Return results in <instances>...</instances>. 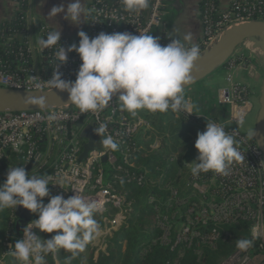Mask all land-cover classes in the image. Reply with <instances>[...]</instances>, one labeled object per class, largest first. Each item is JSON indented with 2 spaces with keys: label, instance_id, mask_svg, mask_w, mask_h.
I'll return each instance as SVG.
<instances>
[{
  "label": "built area",
  "instance_id": "built-area-1",
  "mask_svg": "<svg viewBox=\"0 0 264 264\" xmlns=\"http://www.w3.org/2000/svg\"><path fill=\"white\" fill-rule=\"evenodd\" d=\"M203 1L204 7L198 14L203 28L202 39L197 43L201 52L220 32L234 23L264 21V0H234L224 11L219 9L218 0ZM170 11L171 0H150L149 7L140 13L126 11L122 0H90L84 32L90 38L101 32H128L133 35L148 33L159 37L161 45H167L173 38L167 36L163 28ZM26 23L27 30L19 38L21 49L16 58L18 65L12 71L0 63V88L18 91L51 89L47 81L55 69L53 50L41 53L38 47V41L48 30L42 23L31 18L30 9L26 12ZM58 43L67 49L73 44L78 45V36L74 40H59ZM80 63L75 52L69 53L67 62L58 69L62 79L74 81ZM237 63L245 67V59L235 53L226 63L228 72L224 78L225 85L218 91L217 104L228 107V119L222 125L226 131H235L233 135L239 141L238 147L244 153L245 160L232 163L226 176L210 172L205 178H194L191 175V163L195 160L187 161L184 155L179 160L177 152L169 156L167 160L170 163H179L185 169L187 180L184 191L170 186L166 189L169 195L166 206L173 208L170 218L174 222L170 224L166 222L168 217L162 216L163 221L158 224L165 242L169 241L167 237L171 233L174 234L171 244V249H174L179 246L189 248L193 240L199 237H203V241L213 247L220 237L229 234L222 229L223 226L248 223L249 239H253V246L246 252L237 250L220 264H251V253L255 249L264 254V163L262 152L253 140L235 128L239 126L237 120L241 116L245 118L252 109L246 99V92L232 78V70ZM165 113L175 119L185 118L190 123L205 120L202 115L190 114L188 111L176 113L169 110ZM160 114L138 111L133 116L122 112L117 100L110 101L109 106L98 116L93 113L81 114L75 107L2 113L0 185L4 184L9 168L24 166L30 175H47L50 181L49 196L44 198V204L57 195L67 199L75 195V191L86 201L93 202L96 206L94 215L98 216L101 232L91 241L90 250L97 257L105 250L108 239L120 228L131 207L126 197L116 190L117 184L125 181L128 185L142 186L150 182L149 170L138 167L137 159H147L163 148L164 139L168 137L158 136L154 127ZM49 115H55L56 119L49 121ZM101 122L108 125V131L118 142V151L93 148L80 161L86 143L80 138L81 131L89 125L96 128ZM103 159L105 162H102ZM137 169L141 171L139 174L132 173ZM60 181H63L60 187L55 185ZM154 201L153 197H148L149 203ZM2 213L4 211L0 212V264H8L11 259L7 253L9 247L23 238V229L34 220L28 221L15 233L18 216L16 209L10 210L7 220H2ZM33 215L38 218V214ZM208 224H212L213 228L208 235L201 236L198 229ZM3 229L5 233L2 235ZM32 232L41 239H49L57 234L44 233L43 236L36 228ZM53 259L58 264L55 254Z\"/></svg>",
  "mask_w": 264,
  "mask_h": 264
},
{
  "label": "clouds",
  "instance_id": "clouds-1",
  "mask_svg": "<svg viewBox=\"0 0 264 264\" xmlns=\"http://www.w3.org/2000/svg\"><path fill=\"white\" fill-rule=\"evenodd\" d=\"M122 3L126 11L140 13L149 7L150 0H122ZM61 13L65 20L79 26L84 13L82 0H72L66 8L63 4L52 7L47 19L51 21ZM77 36L78 45L65 49L58 43L61 31L56 27L38 41V47L41 53L53 50L55 69L48 84L56 93H67L65 104L74 105L81 114L98 116L117 94L120 110L133 116L140 110L149 113L188 111L190 114L198 110V106L185 96L186 86L192 83V69L201 56L200 46L194 42L191 32L184 35L183 41L171 39L167 45H161L159 37L148 33L101 32L90 38L81 30ZM72 52L78 55L81 63L76 79L66 81L58 69ZM26 103L46 107L43 96L28 95ZM47 119L53 121L56 117L49 115ZM243 123L241 116L237 124ZM233 133L235 131H226L218 122L206 121L205 130L197 133L194 144L198 153V162L191 163L194 178L208 172L226 176L232 163L245 160ZM95 134L102 138V150L118 151L119 144L106 123L101 122ZM253 136L252 129L247 138L252 140ZM60 183L63 181L55 185L60 187ZM49 185L47 175H30L24 166L9 168L4 184L0 185V212L21 207L38 214V218L23 229V238L9 247L7 253L13 264H45L46 256L60 250L71 254L65 262L70 264L71 259L84 252L101 232L94 218L95 204L76 191L67 199L57 195L44 204V198L49 196ZM33 228L41 233L57 234L41 239L32 232ZM253 242L249 238L239 239L236 248L246 252Z\"/></svg>",
  "mask_w": 264,
  "mask_h": 264
},
{
  "label": "trees",
  "instance_id": "trees-1",
  "mask_svg": "<svg viewBox=\"0 0 264 264\" xmlns=\"http://www.w3.org/2000/svg\"><path fill=\"white\" fill-rule=\"evenodd\" d=\"M16 2L18 10L13 18L0 23V63L12 71L18 65L16 58L21 49L19 38L27 30L26 12L30 9L31 0H17ZM199 7L202 11L203 0ZM46 34L47 32L41 38H46ZM140 112H144V110H140ZM156 119L157 125H154L156 134L158 136L167 135V140L170 141L169 151L163 152L161 148L147 159L142 157L137 159L138 167H146L149 170L150 182L142 186L128 185L125 181L117 184L116 190L126 197L131 207L120 228L108 239L105 250L97 257L90 253L86 264H220L238 250L236 248L237 240L249 238V224L239 222L223 226L222 229L227 230L229 234L220 237L213 247L204 242L203 237L194 239L189 248L179 246L171 249V244L174 241L173 233L168 237V242L162 240L163 233L158 228V224L163 221L162 216L168 217L166 222L170 224L174 222L170 218L173 208L166 206L169 197L166 189L170 186L184 191L187 180H185V169L179 163H170L167 159L175 152L182 151L185 160L198 162V153L194 144L197 133L205 130L206 120H195L188 126L184 119H175L168 113H161ZM163 122L165 124H162ZM154 123L156 122L154 121ZM180 137L184 138V143L177 148L171 142ZM139 172H141L139 169L132 171L136 175ZM209 173H202L199 176L205 178L209 176ZM148 197H153L155 201L149 203ZM10 210H4V213L1 214L2 220H7ZM94 218L98 220L97 215H94ZM36 219L37 216L33 215L28 221ZM20 220V216H17L15 233L28 222L21 224ZM212 228V224H208L206 227H200L198 231L201 236H206ZM4 233L5 229L2 230V235ZM90 245L91 242L86 247L87 251L90 250ZM70 255V253L60 250L55 253V260L58 264H65L66 258ZM255 255L264 256L261 251L256 249L251 253V256ZM45 264H55L53 254L45 257ZM70 264H83L81 253L71 259Z\"/></svg>",
  "mask_w": 264,
  "mask_h": 264
},
{
  "label": "crops",
  "instance_id": "crops-1",
  "mask_svg": "<svg viewBox=\"0 0 264 264\" xmlns=\"http://www.w3.org/2000/svg\"><path fill=\"white\" fill-rule=\"evenodd\" d=\"M16 1L17 0H0V23L10 21L13 18L16 13ZM233 1L234 0H218V7L221 11H224L229 8ZM71 2L72 0H31L30 16L37 22L42 23L48 31L58 27L61 31L60 40H74L79 31L85 30L87 9L90 0H82L84 13L82 16V23L79 26H75L65 20L63 18V13L57 15L51 21L47 19L48 13L52 7L63 4L66 8ZM201 2L202 0H171L170 15L163 28L166 35L173 39L179 38L183 41L184 35L191 32L194 36V42L196 44L199 43L203 35V28L198 15ZM238 57L247 59L248 55L246 51H242V53L240 52L238 54ZM248 62L249 64H245V67L243 64L237 63L232 70V78L233 81L239 84L246 92V99L252 106L250 114L254 117L253 120L255 121L261 88L262 69L260 60L250 59ZM251 64L256 67L253 78L247 77V67ZM226 66L227 65L213 73L197 86L185 91L186 98L198 106V110H194L193 113L195 115H202L206 121L213 120L223 124L228 119V107L215 104L218 91L224 86V78L228 72ZM250 114L247 116L248 118L251 116ZM168 115L170 114L168 113ZM162 124L165 123L163 122ZM244 131L247 132V129L244 128ZM251 261V264H264V256L255 255L252 257Z\"/></svg>",
  "mask_w": 264,
  "mask_h": 264
},
{
  "label": "water",
  "instance_id": "water-1",
  "mask_svg": "<svg viewBox=\"0 0 264 264\" xmlns=\"http://www.w3.org/2000/svg\"><path fill=\"white\" fill-rule=\"evenodd\" d=\"M252 40V41H250ZM258 42L260 50H258L257 60H260L262 79L260 94L258 97V110L254 121V136L253 142L262 152L264 163V21H242L234 23L222 32L201 52L200 58L195 62L192 69V83L186 86V90L197 86L202 81L210 77L216 71L222 69L226 63L234 56L241 47H247L251 43ZM45 62V61H44ZM256 72L254 65L247 67V77L253 78ZM48 76V70L45 71ZM28 95L34 98L43 96L46 101V107H41L39 104L26 103ZM118 95L114 96L111 101L118 100ZM67 100V93H56L55 90L48 89L43 91H18L0 88V114L2 113H20V112H34L46 111L53 109H68L75 107L74 105L65 104ZM76 108V107H75ZM93 126H86L80 133V138L84 139L86 143L83 146V152L79 157L82 161L85 159L87 153L93 148L101 147V137L95 134ZM105 162V159L102 160ZM30 168V165L28 166ZM16 213L20 216L21 224L28 221L32 215L27 210L17 207Z\"/></svg>",
  "mask_w": 264,
  "mask_h": 264
},
{
  "label": "rangeland",
  "instance_id": "rangeland-1",
  "mask_svg": "<svg viewBox=\"0 0 264 264\" xmlns=\"http://www.w3.org/2000/svg\"><path fill=\"white\" fill-rule=\"evenodd\" d=\"M252 44V43H251ZM242 51H246V53H247V55H248V57H247V59L248 60H257L258 58H259V54L258 53H256V52H252V51H250L248 48H246V47H241V48H239V50L237 51V53L239 54L240 52L242 53ZM258 52V51H257ZM237 54V55H238ZM257 55H259L258 57H257ZM247 59H245V64H249V62H248V60ZM224 85H225V82H224ZM218 95V94H217ZM217 97H216V101H215V104L217 105ZM250 113H248L247 115H246V117H245V119H244V123H243V125H239L238 126V129L240 130V132H242L244 135H246V136H248V133L253 129V124H254V120H253V116L251 115L249 118L247 117L248 115H249ZM256 115V114H255ZM180 120L182 119H184V122H186L187 123V125L189 126V123L190 122H188L185 118H182V117H180L179 118ZM251 120V121H250ZM244 128H246L247 129V132H245L244 131ZM200 132V131H199ZM165 144H164V146H163V148H162V151L163 152H168L169 151V144H170V141L169 140H165V142H164ZM172 144H174L175 146H177V148H179V147H181L182 145H183V143H184V138L183 137H180V138H178V139H175L174 141H172L171 142ZM178 153V158H179V160H181L182 159V157H183V152L182 151H178L177 152ZM184 158V157H183ZM167 240H168V237H167ZM163 241H164V239H163ZM90 253H92L93 254V252L91 251V250H89V251H87V250H85L84 252H81V256H82V258H83V264H86L87 263V259H88V257H89V254ZM8 264H13V261H12V258L11 259H9V261H8Z\"/></svg>",
  "mask_w": 264,
  "mask_h": 264
},
{
  "label": "bare ground",
  "instance_id": "bare-ground-1",
  "mask_svg": "<svg viewBox=\"0 0 264 264\" xmlns=\"http://www.w3.org/2000/svg\"><path fill=\"white\" fill-rule=\"evenodd\" d=\"M250 41H252V40H250ZM253 42H254V41H253ZM255 42H256V41H255ZM255 42H254V43H255ZM247 47H248V49H249L250 51H252L253 53H254V52L258 53L257 51L260 50V46H259V43H258V42H256L255 45H254V44L247 45Z\"/></svg>",
  "mask_w": 264,
  "mask_h": 264
}]
</instances>
